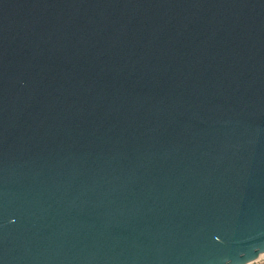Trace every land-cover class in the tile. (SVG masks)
Returning <instances> with one entry per match:
<instances>
[{"label": "water", "instance_id": "water-1", "mask_svg": "<svg viewBox=\"0 0 264 264\" xmlns=\"http://www.w3.org/2000/svg\"><path fill=\"white\" fill-rule=\"evenodd\" d=\"M264 253V0H0V264Z\"/></svg>", "mask_w": 264, "mask_h": 264}, {"label": "rangeland", "instance_id": "rangeland-1", "mask_svg": "<svg viewBox=\"0 0 264 264\" xmlns=\"http://www.w3.org/2000/svg\"><path fill=\"white\" fill-rule=\"evenodd\" d=\"M252 264H264V258L254 261Z\"/></svg>", "mask_w": 264, "mask_h": 264}, {"label": "bare ground", "instance_id": "bare-ground-1", "mask_svg": "<svg viewBox=\"0 0 264 264\" xmlns=\"http://www.w3.org/2000/svg\"><path fill=\"white\" fill-rule=\"evenodd\" d=\"M261 258H264V253H262L256 260H254V261H257V260H259V259H261ZM254 261H251V262H249V263H247V264H252Z\"/></svg>", "mask_w": 264, "mask_h": 264}]
</instances>
